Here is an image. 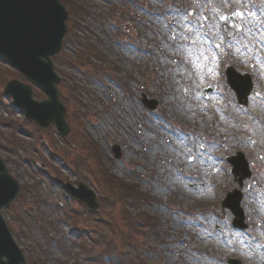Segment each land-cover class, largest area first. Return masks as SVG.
<instances>
[{"label":"rangeland","instance_id":"1","mask_svg":"<svg viewBox=\"0 0 264 264\" xmlns=\"http://www.w3.org/2000/svg\"><path fill=\"white\" fill-rule=\"evenodd\" d=\"M65 2L68 30L53 58L64 140L10 109L1 92L19 77L0 62V158L21 188L1 214L24 264H264L256 178L243 189L247 235L232 230L220 206L233 186L225 157L240 150L252 171L264 170L254 163L264 149V102L245 111L223 104L220 56H238L211 22L213 9L251 12L264 0ZM142 95L157 102L153 112ZM77 182L93 190L98 210L60 189Z\"/></svg>","mask_w":264,"mask_h":264},{"label":"water","instance_id":"2","mask_svg":"<svg viewBox=\"0 0 264 264\" xmlns=\"http://www.w3.org/2000/svg\"><path fill=\"white\" fill-rule=\"evenodd\" d=\"M66 17L57 0H0V55L43 90L48 100L33 102L30 88L17 82H10L5 91L13 97L14 105L39 125L44 121L47 124L53 121L59 128L62 125V110L53 88L58 79L52 72L49 57L59 52ZM2 166L0 163V203L4 202L6 207L17 189L5 176ZM9 185L12 192L8 197ZM2 257L6 262H1ZM18 260L16 251L6 245L0 232V264H18Z\"/></svg>","mask_w":264,"mask_h":264}]
</instances>
